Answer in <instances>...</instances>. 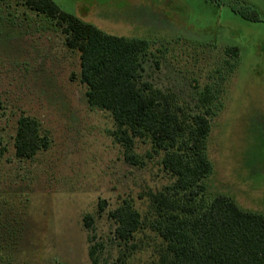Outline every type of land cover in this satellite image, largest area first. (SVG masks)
<instances>
[{
    "label": "rangeland",
    "instance_id": "374dc122",
    "mask_svg": "<svg viewBox=\"0 0 264 264\" xmlns=\"http://www.w3.org/2000/svg\"><path fill=\"white\" fill-rule=\"evenodd\" d=\"M103 32L142 38L140 80L173 97L180 118L212 97L205 153L208 193L264 214V0H53ZM251 4L249 22L230 10ZM239 49L237 56L225 52ZM76 50L56 22L22 0H0V264H158L165 249L148 200L170 185L163 151L135 139L124 158L111 115L87 104ZM38 120L48 148L17 158V119ZM128 201L140 227L114 235L109 212ZM91 224L84 226L83 217Z\"/></svg>",
    "mask_w": 264,
    "mask_h": 264
},
{
    "label": "trees",
    "instance_id": "16d2710c",
    "mask_svg": "<svg viewBox=\"0 0 264 264\" xmlns=\"http://www.w3.org/2000/svg\"><path fill=\"white\" fill-rule=\"evenodd\" d=\"M30 9L53 19L65 35L66 47L79 54V80L85 85L90 107L106 110L115 125L112 137L124 148V158L139 163L132 153L135 139L146 138L154 151H163L161 164L173 182L148 200L155 212L152 229L165 249L158 264H264V214L242 210L231 196L208 193L205 178L211 170L205 149L214 115L208 91L201 97L205 109L180 118L173 97L140 80L141 56L149 43L103 32L76 15L62 10L53 0H22ZM230 10L249 22L260 14L251 4L231 5ZM225 52L237 56L236 46ZM17 158H31L48 148L37 119L21 115L14 135ZM114 235L128 241L140 227L139 213L128 201L109 212ZM86 228L90 216L83 217ZM88 256L97 264L94 248Z\"/></svg>",
    "mask_w": 264,
    "mask_h": 264
}]
</instances>
